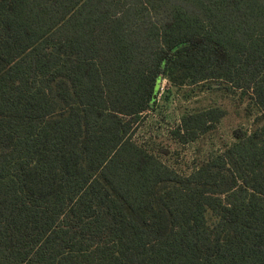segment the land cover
I'll return each instance as SVG.
<instances>
[{
  "label": "trees",
  "instance_id": "obj_1",
  "mask_svg": "<svg viewBox=\"0 0 264 264\" xmlns=\"http://www.w3.org/2000/svg\"><path fill=\"white\" fill-rule=\"evenodd\" d=\"M176 73L257 111L187 174L134 139ZM0 264H264V0H0Z\"/></svg>",
  "mask_w": 264,
  "mask_h": 264
},
{
  "label": "rangeland",
  "instance_id": "obj_2",
  "mask_svg": "<svg viewBox=\"0 0 264 264\" xmlns=\"http://www.w3.org/2000/svg\"><path fill=\"white\" fill-rule=\"evenodd\" d=\"M157 83L155 101L145 112L134 139L182 174H187L196 163L229 145L233 141L234 129H249L257 112L249 95L230 83L217 80L190 83L180 73L170 79L160 75ZM207 109L222 112L214 127L193 141L180 142L174 132L180 117ZM207 217L208 222L213 223L214 217L210 214Z\"/></svg>",
  "mask_w": 264,
  "mask_h": 264
}]
</instances>
